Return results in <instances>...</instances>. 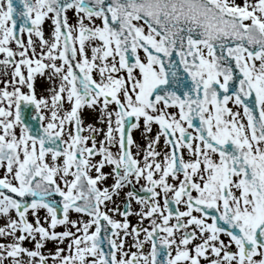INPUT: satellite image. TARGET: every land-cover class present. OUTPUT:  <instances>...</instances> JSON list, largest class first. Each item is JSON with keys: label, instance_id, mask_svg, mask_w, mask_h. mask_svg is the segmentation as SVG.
<instances>
[{"label": "snow or ice", "instance_id": "obj_1", "mask_svg": "<svg viewBox=\"0 0 264 264\" xmlns=\"http://www.w3.org/2000/svg\"><path fill=\"white\" fill-rule=\"evenodd\" d=\"M0 54V264H264V0H0Z\"/></svg>", "mask_w": 264, "mask_h": 264}, {"label": "flooded vegetation", "instance_id": "obj_2", "mask_svg": "<svg viewBox=\"0 0 264 264\" xmlns=\"http://www.w3.org/2000/svg\"><path fill=\"white\" fill-rule=\"evenodd\" d=\"M89 118H92V116L89 115ZM92 119H93V118H92ZM134 136H135V138H136L138 141L140 140V132H139V131H134ZM142 182H143V181H142ZM137 187H139V186H137ZM116 203L120 206L121 210H123V208H124V204H123V202H122L120 199H117V200H116ZM109 207H112V205H109ZM138 207H139V206L136 205L135 202H133V208L135 209V208H138ZM109 214H110V215H114L113 213H109ZM116 218H117V219H122V217H120L119 215H116ZM128 219L130 220V223H131V224H137V223H138V220H139L138 216H136V215H131V216L128 217ZM143 224H144L145 227H147V226H148V221L145 220V221L143 222ZM142 238H143V234H141V239H142ZM225 239H227V238L225 237ZM133 244H134V240H133L131 237H129L126 246H132ZM132 250H135V248L133 247ZM145 250H146V251L150 250V249H149V245H148L147 243L145 244Z\"/></svg>", "mask_w": 264, "mask_h": 264}, {"label": "rangeland", "instance_id": "obj_3", "mask_svg": "<svg viewBox=\"0 0 264 264\" xmlns=\"http://www.w3.org/2000/svg\"><path fill=\"white\" fill-rule=\"evenodd\" d=\"M69 16L71 17L72 16V13L70 12L69 13ZM43 30H44V33H45V37L47 38L48 36H50V33H51V22L50 21H46L45 23H44V25H43ZM25 40L27 39V35L25 34ZM34 39H36L35 37H33ZM13 47H15V44L13 43V45H12ZM0 58H2V54H0ZM2 65H0V67H1ZM4 77H3V75H2V73L0 72V80H2ZM40 90H38V92H39ZM93 118V117H92ZM92 118H89L86 122H92ZM72 215L75 217V216H77L78 214H76V213H72ZM30 219H31V217H29ZM60 230H62V227L61 226H58L57 227V231H60ZM224 239H225V237H224ZM52 247V244H51V242H49V244H48V246H47V248H51ZM47 248L45 249V251H47ZM202 264H203V261H202Z\"/></svg>", "mask_w": 264, "mask_h": 264}, {"label": "bare ground", "instance_id": "obj_4", "mask_svg": "<svg viewBox=\"0 0 264 264\" xmlns=\"http://www.w3.org/2000/svg\"><path fill=\"white\" fill-rule=\"evenodd\" d=\"M2 70H3V66L0 67V72H1V73H2ZM38 90L43 91L42 88H38ZM0 223H3V221H0Z\"/></svg>", "mask_w": 264, "mask_h": 264}, {"label": "water", "instance_id": "obj_5", "mask_svg": "<svg viewBox=\"0 0 264 264\" xmlns=\"http://www.w3.org/2000/svg\"><path fill=\"white\" fill-rule=\"evenodd\" d=\"M30 111V110H29ZM56 199H59V197L57 196Z\"/></svg>", "mask_w": 264, "mask_h": 264}]
</instances>
